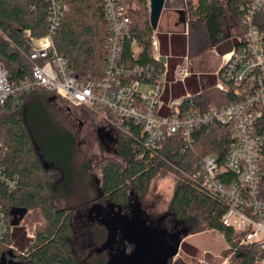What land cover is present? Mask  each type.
<instances>
[{"label": "trees", "instance_id": "16d2710c", "mask_svg": "<svg viewBox=\"0 0 264 264\" xmlns=\"http://www.w3.org/2000/svg\"><path fill=\"white\" fill-rule=\"evenodd\" d=\"M61 1L67 3L68 10L54 35L59 54L80 78L100 76L109 45L102 0ZM129 1L134 5L131 31L136 42L130 39L124 42L122 61L128 66H162L153 58L154 29L150 24L149 0ZM251 1L185 0L189 12V57L213 49L224 54L240 44L237 36L245 34L243 19ZM48 6V0H0V64L8 69L12 84L32 78L33 65L25 55L30 48L26 30L35 37L47 32ZM257 23L264 31V8ZM169 36L175 41L174 33L160 34L165 53L164 42ZM193 84L190 79L189 85ZM38 96L51 98L54 94L42 87H32L17 92L0 105V170L17 180L12 189L0 181V211L4 213L6 224V231L0 232V264L2 261L7 264H77L72 244L75 233L72 210L56 204L73 171L77 142L71 134L55 143L43 135L40 123L28 113L30 101ZM234 100L232 93L212 86L185 95L180 108L184 113L205 111ZM103 111L117 122L121 121L116 142L122 148L120 154L125 162L123 165L114 158H104L101 193L105 199L124 206L132 196L144 197L160 167L173 163L177 166V182L171 213L181 228L188 231L187 236L218 230L229 244L231 264H260L257 261L261 252L259 244L238 243L236 231L222 223L227 208L224 201L203 187L195 176L205 155L215 154L221 160L228 153L232 141L228 126L218 123L198 126L192 148L185 149L182 134L178 133L160 149L150 151L145 147L146 136L140 123L118 117L107 109ZM34 209L40 211L44 222L37 224L29 238L21 226L23 219L18 224L15 221L23 210L28 213Z\"/></svg>", "mask_w": 264, "mask_h": 264}, {"label": "built area", "instance_id": "2783aa9c", "mask_svg": "<svg viewBox=\"0 0 264 264\" xmlns=\"http://www.w3.org/2000/svg\"><path fill=\"white\" fill-rule=\"evenodd\" d=\"M48 3L47 32L35 37L26 30L30 48L25 55L33 65L32 78L12 84L8 69L0 64V105L19 91L42 87L69 106L97 112L107 109L118 117L140 123L146 136L145 147L150 151L160 149L178 133L182 134L185 149L192 148L198 126L212 123L228 126L232 131L228 153L221 160L215 154L205 155L195 176L203 187L224 201L227 208L221 220L236 231L238 243L259 244L257 261L264 264V31L257 23L264 0L251 1L243 19L245 34L237 36L240 44L221 54L220 79L215 87L232 93L235 100L209 110L186 113L180 108L184 97H175L172 86L192 74L190 64L178 65L175 79L171 80V55L162 53L156 30L152 37L153 58L162 66H128L122 61L124 42L128 39L136 42L131 31L132 2L102 0L108 23V54L101 75L83 79L68 66L54 41L68 5L61 0ZM162 56H166L165 61ZM168 86V111L161 114ZM107 117L111 125L120 128L121 121ZM0 181L10 189L17 183L1 170ZM5 225L4 213L0 211V232L6 231Z\"/></svg>", "mask_w": 264, "mask_h": 264}, {"label": "rangeland", "instance_id": "374dc122", "mask_svg": "<svg viewBox=\"0 0 264 264\" xmlns=\"http://www.w3.org/2000/svg\"><path fill=\"white\" fill-rule=\"evenodd\" d=\"M179 9L186 11L188 22L189 12L185 0H166L157 34L181 32L184 29L182 24L177 25ZM164 44L166 53L171 55V62L177 55L189 53L188 37L180 42L178 39L173 41L169 36ZM192 60L195 69L215 70L221 63V53L213 49ZM177 61L184 64L186 60L182 58ZM171 78L175 79L174 76ZM186 84L180 79L173 86L170 85L173 89L186 90ZM28 113L40 123L43 135L54 143L68 134L76 138L73 171L61 194H58L56 204L72 210L75 228L72 244L77 264H129V255L148 240L165 243L167 247L172 245L177 235L170 233V230L178 223L171 213L177 182L176 165L169 163V166H161L144 197L132 196L124 206L104 201L107 204L104 214L92 220L91 213L96 216L94 208L101 205L98 202L104 158L108 156L125 164L120 154L122 148L116 142L117 128L111 125L105 112L96 113L85 107L69 106L64 101L51 100L47 96L33 98ZM43 222L40 211L34 209L24 216L21 226L26 234H34L37 224ZM181 229L179 225L178 231ZM27 237L31 238L30 235ZM232 261L224 235L218 230H206L186 236L172 264H231Z\"/></svg>", "mask_w": 264, "mask_h": 264}, {"label": "water", "instance_id": "95a60500", "mask_svg": "<svg viewBox=\"0 0 264 264\" xmlns=\"http://www.w3.org/2000/svg\"><path fill=\"white\" fill-rule=\"evenodd\" d=\"M166 0H149L150 4V24L154 30L159 26L161 15L164 9ZM179 20L177 24H187L186 11L184 9H179ZM162 61L166 60V56H162ZM51 100H56V96H51ZM100 205H97L94 209L98 211ZM27 214L26 210L21 212L20 217L15 221V224H18L23 217ZM188 231L181 229L176 232L174 238L175 241L172 245L167 247L165 243H155L154 241L148 240L145 244L139 246V248L134 251L129 257V264H172V259L175 255L178 254L181 243L184 239V236H187ZM181 235V236H180ZM127 260V262H128ZM1 264H7L5 261H2ZM9 264H17L15 262H10Z\"/></svg>", "mask_w": 264, "mask_h": 264}, {"label": "crops", "instance_id": "0c3cea01", "mask_svg": "<svg viewBox=\"0 0 264 264\" xmlns=\"http://www.w3.org/2000/svg\"><path fill=\"white\" fill-rule=\"evenodd\" d=\"M177 25H179V24H177ZM182 25H183L184 29L181 32H178V31H171L170 32V34L174 33L175 39H178L180 42H182V41L184 42L185 37H188L187 24H185V25L182 24ZM158 37H159V40L161 43L160 34H158ZM161 50H162L163 54H167L162 49V43H161ZM187 57H188V54H185V55L180 54V55H177L174 62L170 61V70H169L170 79H172L171 76H174V71H175L176 67L178 65L182 64V63H179L177 60H182V58H184L186 60L185 63L189 62L191 72H192V74L189 77H187V79L185 80V82L187 83L185 86L186 90L177 89L178 90L177 91L176 89L172 88L173 89V95L175 97H184L185 95H188V94H191L194 92L199 93L208 87L216 86L217 83L219 82V79H220V75H219L220 64L215 70L211 69L209 71H206V70H201L199 68L195 69L194 62H193L192 58L187 59ZM190 79L193 80V82H194V84L192 86L189 85ZM169 91H170V88L167 87V90L163 96L164 102L162 104V108L160 109L161 114H165L168 111V102H169V98H170ZM178 92H179V95H177Z\"/></svg>", "mask_w": 264, "mask_h": 264}, {"label": "flooded vegetation", "instance_id": "af4514ba", "mask_svg": "<svg viewBox=\"0 0 264 264\" xmlns=\"http://www.w3.org/2000/svg\"><path fill=\"white\" fill-rule=\"evenodd\" d=\"M100 193H101V191H100ZM101 195V197H100V201L98 202V203H100L101 205H100V207L98 208V211L97 210H95L94 209V211L96 212V216H93L92 215V213H91V218H92V220L95 218V217H99L100 215H102V214H104V212H105V208H106V203H104V201H106V202H108L109 200H107V199H105L104 197H103V195H102V193L100 194ZM99 205V204H98ZM90 211V210H89ZM93 214H94V212H93ZM164 220V219H163ZM162 220V223L164 222ZM156 222V221H155ZM178 229H179V224L178 223H175V225L173 226V227H171V230H170V233H176V232H178ZM172 231V232H171Z\"/></svg>", "mask_w": 264, "mask_h": 264}]
</instances>
